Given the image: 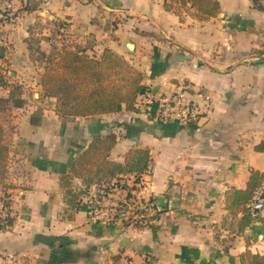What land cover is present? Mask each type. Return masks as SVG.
Segmentation results:
<instances>
[{"label": "crops", "instance_id": "crops-1", "mask_svg": "<svg viewBox=\"0 0 264 264\" xmlns=\"http://www.w3.org/2000/svg\"><path fill=\"white\" fill-rule=\"evenodd\" d=\"M41 1L34 12L25 11L22 0H4L0 6L20 10L18 24L6 27L4 43L0 41V86L6 82L0 98L14 90L5 80L8 68L17 70H11L12 77L28 82L27 70L39 64L31 59L27 40L35 35L30 26L37 19L50 21L56 34H69L73 40L66 46L80 47L90 56L101 57L109 49L124 57L144 75V89L132 111L122 106L111 115L63 118L56 112L57 99L43 96L40 72L30 80L40 96L33 105L13 106L7 120L0 121L19 161L15 177L5 180L15 217L8 228L0 227V259L24 255L26 264H242L240 256L248 251L264 257V219L241 229L243 212L229 211L226 201L228 191L247 188L253 171L264 176V10L259 8L264 0H218L220 13L207 21L199 19L191 4L167 10L171 0ZM37 35L44 37L40 48L49 54L57 44H50L46 33ZM128 44L134 45L133 52ZM181 90L199 109L198 124L161 123L148 115L146 92L159 97ZM110 134L117 135L112 162L124 164L133 150L150 152L141 197L157 200L162 210L146 226L109 221L128 192L106 197L94 220L90 195L105 186L86 188L77 177L64 180L63 186V175L92 141ZM121 178L129 187L135 184L134 174ZM69 188L78 195L77 208L66 200ZM133 199L131 193L128 201ZM41 236L59 237L64 255L75 261L54 253L53 244L42 243Z\"/></svg>", "mask_w": 264, "mask_h": 264}, {"label": "trees", "instance_id": "trees-1", "mask_svg": "<svg viewBox=\"0 0 264 264\" xmlns=\"http://www.w3.org/2000/svg\"><path fill=\"white\" fill-rule=\"evenodd\" d=\"M25 1L24 10L37 11L41 0ZM256 1V0H255ZM174 4L186 7L191 4L198 11L201 21L216 17L221 7L218 0H171L165 4L169 11ZM264 10V6L259 4ZM32 35V32H31ZM32 53L37 54V62L44 61V73L41 74L40 85L44 97L56 98V112L63 118H94L117 113L122 106L128 111L135 108L136 101L144 89V75L124 57L106 49L101 57L90 56L80 47L55 45L47 54L38 45L28 41ZM35 43V42H34ZM12 92L8 98H0V119L6 121L9 112L16 105L18 90ZM117 144V135L96 137L88 149L81 154L73 167L63 175V186L68 178L77 177L83 180L86 188L93 185L101 188L106 194L115 181L120 185L121 175L134 174L135 183L150 170L151 156L149 150L130 151L125 163H116L109 160L111 151ZM12 146L6 138V131L0 124V187L2 191L10 186L5 184L8 175V160ZM262 149V148H259ZM263 175L253 171L245 190L232 189L226 194L229 211H242L240 228L245 229L254 221L248 212L247 205L252 199L255 190L260 185ZM65 180V181H64ZM123 189L132 191L125 184ZM131 197L128 193L127 198ZM78 195L73 189L66 191V200L73 208H77ZM242 264H264V257L246 252L240 256Z\"/></svg>", "mask_w": 264, "mask_h": 264}, {"label": "built area", "instance_id": "built-area-1", "mask_svg": "<svg viewBox=\"0 0 264 264\" xmlns=\"http://www.w3.org/2000/svg\"><path fill=\"white\" fill-rule=\"evenodd\" d=\"M143 105L148 115L161 123H169L176 121L181 125L188 126L198 124L200 120V112L195 103L191 100L189 93L181 90L171 96H156L151 92H146ZM12 151L8 160V178L15 177L19 170L18 157ZM145 174H148L145 173ZM143 174V175H145ZM142 176L139 181L132 187L128 183L122 181L120 185L125 184L128 188H135L130 193L134 196L132 201L128 198L124 199L117 205L114 217L109 219H121L132 225L146 226L150 224L161 213V204L155 199H144L141 193L144 191L145 185L142 183ZM117 182H113L110 186L109 193L103 191L90 195V199L95 203L92 209V216L95 220L98 218L101 211V204L106 197L116 192H128L123 189ZM136 196V197H135ZM248 212L256 221L264 219V176L255 190L252 199L247 205ZM15 211L13 209V197L10 190H5L0 195V227L8 228L14 220ZM24 255L4 256L0 259V264H26L23 260Z\"/></svg>", "mask_w": 264, "mask_h": 264}, {"label": "rangeland", "instance_id": "rangeland-1", "mask_svg": "<svg viewBox=\"0 0 264 264\" xmlns=\"http://www.w3.org/2000/svg\"><path fill=\"white\" fill-rule=\"evenodd\" d=\"M9 1V0H8ZM4 0L0 3V6L3 5ZM20 12V10H17L16 7H4L0 9V41L4 43V39H2L1 37L4 36V34H6L5 28L7 27H14L18 24V20H17V14ZM23 12V11H21ZM25 13V12H23ZM60 24V25H59ZM64 23H58L57 25H59L58 27L61 28V30L65 29L64 31H66L65 25H63ZM27 26V25H26ZM30 27H32L34 29V36L33 37H29L27 40L31 41L33 44L38 45L39 43H41L42 38H44L41 35H37V34H43L46 33L47 36H50L49 39L51 40L50 44H57L58 46L68 44V42H71L73 39L70 38V35L65 33L66 35H64V33H54V30L56 28H54L53 24L50 23V21H45V22H41L39 21V19H37V21L35 23H33ZM63 28V29H62ZM2 30V31H1ZM57 31V30H56ZM62 36H60V35ZM35 42V43H34ZM1 46V45H0ZM8 46L13 47L14 45H10L8 44ZM43 46H46V44H44ZM1 48V47H0ZM15 49V48H14ZM1 56V55H0ZM31 59L33 61L37 60V54L35 53H31ZM36 69L33 70V68H29L27 70V72L29 73V78H28V82L22 81L21 79H17V77H12L11 74V70H13L12 72H17L16 69L13 68H8L7 72L9 71L8 74V82L12 83V86L14 88H17L18 92V97L21 96L22 99H18L17 103H16V107H24L25 105H33L34 102L37 100V98L40 96L38 89L30 84V80H32L33 78H37V73L39 74H43L44 73V61L41 62L39 64H35ZM30 70V71H29ZM39 77V76H38ZM40 79V78H39ZM6 84V82H4ZM2 83L0 87H4L5 84ZM13 92H16L15 90H13ZM34 94H37V96H35ZM1 95V93H0ZM15 110V109H14ZM3 120V119H2ZM0 120V121H2ZM65 256V255H64ZM63 256V257H64ZM74 257V256H73ZM73 257H64V260H69V261H75Z\"/></svg>", "mask_w": 264, "mask_h": 264}, {"label": "water", "instance_id": "water-1", "mask_svg": "<svg viewBox=\"0 0 264 264\" xmlns=\"http://www.w3.org/2000/svg\"><path fill=\"white\" fill-rule=\"evenodd\" d=\"M127 47H128V50L130 52L134 51V45L133 44H128ZM40 241L42 243L46 244V245L53 244V246H54L53 252L56 253L59 256H63L64 255L65 247L60 242L59 237H57V236H41ZM106 242L108 243V241H106ZM106 242H103L102 245L107 244ZM97 249H101V246H99Z\"/></svg>", "mask_w": 264, "mask_h": 264}]
</instances>
